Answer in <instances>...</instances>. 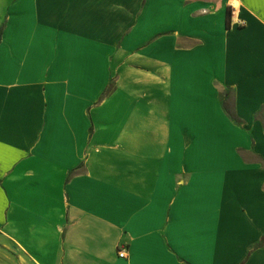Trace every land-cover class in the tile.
Wrapping results in <instances>:
<instances>
[{
  "label": "crops",
  "instance_id": "0c3cea01",
  "mask_svg": "<svg viewBox=\"0 0 264 264\" xmlns=\"http://www.w3.org/2000/svg\"><path fill=\"white\" fill-rule=\"evenodd\" d=\"M263 238L264 0H0V264H264Z\"/></svg>",
  "mask_w": 264,
  "mask_h": 264
},
{
  "label": "rangeland",
  "instance_id": "374dc122",
  "mask_svg": "<svg viewBox=\"0 0 264 264\" xmlns=\"http://www.w3.org/2000/svg\"><path fill=\"white\" fill-rule=\"evenodd\" d=\"M29 39H30V34L28 33L23 34L22 40H29ZM116 67H117V64L113 65L112 69H110L109 66H107V68H103L101 72H104V70L106 69L107 72L109 73L112 72L113 73L112 75L114 76L117 74V71L115 70ZM197 67L198 65L196 66V68ZM196 73L197 74L202 73V75H205V72L201 69H197ZM101 86H102V82H101ZM108 95L109 93L107 91V88L101 90L100 101L102 102V100L108 97ZM190 99L191 98L188 97V94H187L186 96L182 98V102L178 101V105L182 108L183 111H185L183 108L184 107L183 103L184 102L187 103ZM182 114H185V113H182ZM189 132L191 134L194 133L195 141H196L195 144L190 146L189 155L197 156L198 154H201V153H206V154L214 153L215 146L217 144H221L220 138L217 137L216 130L214 129H202V128H196L194 126H190L189 128H182L180 129L181 138L183 139L184 137H186ZM184 148L185 146H181V151H180L181 154L184 153L182 151ZM181 161L184 162L185 157H181Z\"/></svg>",
  "mask_w": 264,
  "mask_h": 264
},
{
  "label": "trees",
  "instance_id": "16d2710c",
  "mask_svg": "<svg viewBox=\"0 0 264 264\" xmlns=\"http://www.w3.org/2000/svg\"><path fill=\"white\" fill-rule=\"evenodd\" d=\"M230 18H231V14H230V12H229V13H228V21H227V24H228V25H230ZM229 115H231V114L229 113ZM231 116H232V115H231ZM259 245H264V238H263V240L261 241V243H259ZM259 245H258V246H259ZM258 246H257V247H258Z\"/></svg>",
  "mask_w": 264,
  "mask_h": 264
},
{
  "label": "built area",
  "instance_id": "2783aa9c",
  "mask_svg": "<svg viewBox=\"0 0 264 264\" xmlns=\"http://www.w3.org/2000/svg\"><path fill=\"white\" fill-rule=\"evenodd\" d=\"M125 255H126V251L124 249L121 250L119 253V256L123 258V257H125Z\"/></svg>",
  "mask_w": 264,
  "mask_h": 264
}]
</instances>
